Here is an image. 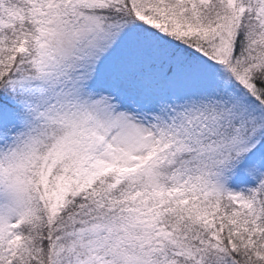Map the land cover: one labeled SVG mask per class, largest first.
<instances>
[{
  "label": "snow or ice",
  "instance_id": "6c2138e0",
  "mask_svg": "<svg viewBox=\"0 0 264 264\" xmlns=\"http://www.w3.org/2000/svg\"><path fill=\"white\" fill-rule=\"evenodd\" d=\"M0 264H264V0H0Z\"/></svg>",
  "mask_w": 264,
  "mask_h": 264
}]
</instances>
